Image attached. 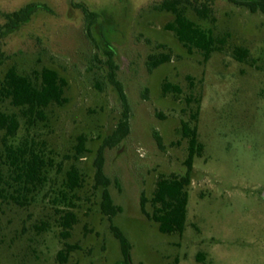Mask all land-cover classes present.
Here are the masks:
<instances>
[{"label":"rangeland","instance_id":"obj_1","mask_svg":"<svg viewBox=\"0 0 264 264\" xmlns=\"http://www.w3.org/2000/svg\"><path fill=\"white\" fill-rule=\"evenodd\" d=\"M161 1L0 0V82L12 65L31 78L51 68L66 82L65 102L48 105L34 123L0 95V111L15 112L20 123L6 141L34 147L47 162L45 181L13 200L8 194L17 195L16 185L0 131V264L121 260L101 210L103 186L94 177L97 150L124 112L111 77L126 96L129 130L103 147V173L120 208L112 223L129 240L132 263L264 264V12L208 0L211 22L187 8L190 19L224 40L203 61L166 28L174 17L155 8ZM33 4L41 6L21 20L10 19ZM239 48L246 50L242 59ZM151 55L168 58L150 71ZM164 83L181 91L165 93ZM189 94L200 98L197 134L204 149L193 160L184 230L166 234L142 214L140 198L151 196L160 176L184 172L181 120L188 118ZM80 135L86 151L75 155ZM72 164L84 182L68 193L77 222L63 237L57 209H67L60 192ZM64 243L75 248L62 261L57 254Z\"/></svg>","mask_w":264,"mask_h":264},{"label":"trees","instance_id":"obj_2","mask_svg":"<svg viewBox=\"0 0 264 264\" xmlns=\"http://www.w3.org/2000/svg\"><path fill=\"white\" fill-rule=\"evenodd\" d=\"M229 2L248 8L251 12H264V0H228ZM210 1L198 0H162L155 8L160 11L170 12L173 15V21L166 25V28L173 31L177 40L191 52L197 50L202 55V60L207 61L212 52L219 49L218 44H222V38L213 35L210 28H204L187 14V8L194 11L197 18L201 20L209 19L212 13ZM41 5H28L23 9L13 12L9 15L10 19L21 20L27 13ZM86 16L90 18L93 14L85 11ZM236 56L239 59L244 58L245 49H237ZM167 56L151 55L147 61V69L153 70L167 60ZM111 82L115 86L120 99L124 105L123 116L120 119L116 129L110 136L104 139L102 145L98 148L95 165L96 184L103 186L101 210L110 221V230L117 239L121 251V260L116 264H133L130 250L131 244L118 226L112 223V218L120 210L113 203V200L107 190L108 180L103 173V147L112 146L120 142L128 133V103L121 84L111 77ZM65 80L58 75L56 70L43 68L34 78L22 74L15 65L10 66L0 82V95L8 99L9 103L17 107L27 122L34 123L36 119L44 118V109L50 104H63L65 102L64 86ZM163 92L179 93L180 87L176 84L164 83ZM185 103L189 107L188 118L181 120V137L186 141V156L183 161L185 166L182 174L171 173L167 176H160L154 186L150 197L141 195L140 210L148 219L157 224V229L161 233H182L185 227L187 216L188 186L192 178L193 160L196 156H201L204 145L198 140L197 119L199 114L200 98L189 94L185 97ZM19 117L15 112L0 111V131L3 132L4 156L8 165L13 183L16 185L14 191L17 195L8 194L13 200L20 199V193H30L37 189L45 181V169L47 162L43 155L34 147L27 144L13 145L6 140L14 137L19 128ZM154 138L162 147L161 136L153 133ZM86 138L80 135L75 144V155H81L86 151ZM1 179V177H0ZM84 177L77 166L71 165L65 172L63 182L64 190L60 192L63 201H67V209H57L58 223L62 227L61 234L68 237L73 225L77 222V217L71 209L73 203L69 200L68 193L74 194V191L82 187ZM0 195L3 196L0 190ZM147 204L150 210L147 209ZM64 247L58 251L57 256L65 261L69 252L74 250L75 246L64 243ZM175 264V263H174Z\"/></svg>","mask_w":264,"mask_h":264},{"label":"water","instance_id":"obj_3","mask_svg":"<svg viewBox=\"0 0 264 264\" xmlns=\"http://www.w3.org/2000/svg\"><path fill=\"white\" fill-rule=\"evenodd\" d=\"M263 196H264V194H263Z\"/></svg>","mask_w":264,"mask_h":264}]
</instances>
